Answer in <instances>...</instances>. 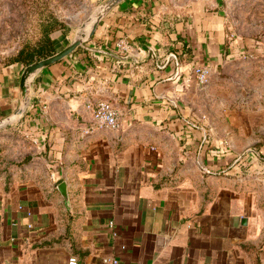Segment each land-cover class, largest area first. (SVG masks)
<instances>
[{"label":"crops","instance_id":"0c3cea01","mask_svg":"<svg viewBox=\"0 0 264 264\" xmlns=\"http://www.w3.org/2000/svg\"><path fill=\"white\" fill-rule=\"evenodd\" d=\"M221 1L129 0L93 44L149 50L145 62L80 49L37 80L30 113L0 134V264L262 262L251 253L264 240L262 189L225 172L227 151L182 104L194 70L228 53ZM19 73L0 71V119L17 107ZM98 101L118 109L119 129H94Z\"/></svg>","mask_w":264,"mask_h":264},{"label":"rangeland","instance_id":"374dc122","mask_svg":"<svg viewBox=\"0 0 264 264\" xmlns=\"http://www.w3.org/2000/svg\"><path fill=\"white\" fill-rule=\"evenodd\" d=\"M96 5L94 0H0V71L26 67L13 60L40 41L42 25L50 16L70 29L52 34L55 53L61 51L72 29ZM220 6L229 50L206 85L194 77L187 85L184 114L187 121L212 129L230 158L225 171L230 177H239L247 188L262 189L264 212V0H222ZM254 252L258 257L264 253V240Z\"/></svg>","mask_w":264,"mask_h":264},{"label":"water","instance_id":"95a60500","mask_svg":"<svg viewBox=\"0 0 264 264\" xmlns=\"http://www.w3.org/2000/svg\"><path fill=\"white\" fill-rule=\"evenodd\" d=\"M129 0H103L100 1L90 12L89 16L78 26L72 29V36L68 45L61 51L36 61L21 69L17 75L18 84L12 89L16 100L17 107L8 116L0 119V131L14 127L23 121L30 113L36 100V83L40 77H44L50 67L63 61L73 59L76 53L81 49L85 50L99 59H111L118 63L141 64L145 62L151 54V51L144 50L143 56H121L105 46L97 47L93 44L95 36L101 33L103 22L112 16L114 12L120 9ZM175 57V56H174ZM176 58V57H175ZM58 189L64 200L68 202L67 184L62 182ZM247 220H243L245 225Z\"/></svg>","mask_w":264,"mask_h":264},{"label":"built area","instance_id":"2783aa9c","mask_svg":"<svg viewBox=\"0 0 264 264\" xmlns=\"http://www.w3.org/2000/svg\"><path fill=\"white\" fill-rule=\"evenodd\" d=\"M198 1V0H194ZM119 46L124 51H127L125 44L119 43ZM211 71L207 67H198L194 70V75L197 82L200 85H206L209 81ZM89 109L93 114L94 123L96 130H117L120 127L119 119L120 113L118 109L107 101H98L90 104ZM114 224L110 223L112 227ZM69 264H79V260L76 256L71 257ZM113 264H118L117 261L113 260Z\"/></svg>","mask_w":264,"mask_h":264},{"label":"trees","instance_id":"16d2710c","mask_svg":"<svg viewBox=\"0 0 264 264\" xmlns=\"http://www.w3.org/2000/svg\"><path fill=\"white\" fill-rule=\"evenodd\" d=\"M58 30L65 33L70 31L69 27L60 22L55 16H50L46 23L42 25L40 41L33 47L29 46L22 49L13 60L14 63L21 65L22 68L53 55L55 49L52 34Z\"/></svg>","mask_w":264,"mask_h":264}]
</instances>
